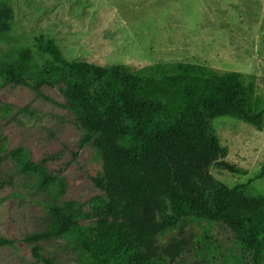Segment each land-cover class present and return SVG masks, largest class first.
Wrapping results in <instances>:
<instances>
[{
    "label": "trees",
    "instance_id": "obj_1",
    "mask_svg": "<svg viewBox=\"0 0 264 264\" xmlns=\"http://www.w3.org/2000/svg\"><path fill=\"white\" fill-rule=\"evenodd\" d=\"M13 18L11 7L0 3V37L11 31ZM0 65L5 80L34 91L63 86L66 107L85 132L81 145L92 143L101 156L107 212L119 221L83 228L76 216L48 206L51 224L24 242L63 237L92 264H199L204 254L215 264H264V197L248 194L246 185L230 189L209 174L212 166L240 172L223 161L228 151L212 121L230 117L263 130L253 77L191 63L133 73L124 65L68 61L43 36ZM12 159L44 183V171L27 152ZM186 222L197 223L206 241L179 238L157 246ZM0 247L13 248L14 241L0 237ZM32 255L36 264H53L37 247Z\"/></svg>",
    "mask_w": 264,
    "mask_h": 264
},
{
    "label": "rangeland",
    "instance_id": "obj_2",
    "mask_svg": "<svg viewBox=\"0 0 264 264\" xmlns=\"http://www.w3.org/2000/svg\"><path fill=\"white\" fill-rule=\"evenodd\" d=\"M13 11L11 31L0 37V63L43 36L68 61L101 67L124 65L144 73L164 63H191L218 74L253 77L255 96L264 109V0H0ZM0 65V264H36L37 247L53 264H92L88 255L63 237L27 243L52 222L48 206L76 216L79 226L119 222L107 212L102 159L65 103L61 84L38 92L4 79ZM223 160L239 173L216 166L209 174L228 188L246 185L264 197V127L219 117L211 122ZM25 151L44 171V183L18 167L12 154ZM184 238L206 241L200 226L186 222L157 246ZM199 264H215L208 254Z\"/></svg>",
    "mask_w": 264,
    "mask_h": 264
}]
</instances>
